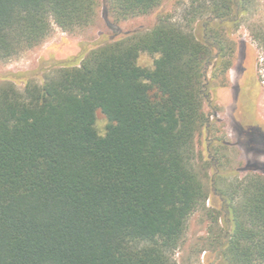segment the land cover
<instances>
[{"label":"trees","instance_id":"trees-1","mask_svg":"<svg viewBox=\"0 0 264 264\" xmlns=\"http://www.w3.org/2000/svg\"><path fill=\"white\" fill-rule=\"evenodd\" d=\"M163 1L104 0L118 19ZM250 1L188 0L179 20L160 14L149 29L82 45L41 82L0 85V264H175L209 198L194 165L204 102L230 83ZM98 5L0 0V62L40 45L52 24L90 26ZM254 37L264 51V28ZM141 53L156 56L152 67ZM226 185L222 262L264 264V175Z\"/></svg>","mask_w":264,"mask_h":264},{"label":"rangeland","instance_id":"rangeland-1","mask_svg":"<svg viewBox=\"0 0 264 264\" xmlns=\"http://www.w3.org/2000/svg\"><path fill=\"white\" fill-rule=\"evenodd\" d=\"M187 2L164 0L150 13L118 19L108 15L104 0H99L90 26L64 31L52 24L49 37L40 45L0 62V85L11 81L22 88L24 79L41 82L61 61L77 55L82 45L89 48L107 39L149 29L160 14L179 20ZM263 28L264 0H251L232 34L235 53L228 72L230 83L218 88L215 100L204 102L208 123L195 135L194 165L209 198L204 210L188 218L175 264H223L215 240L226 238L228 229L223 218L228 206L217 187L225 190L226 184L250 173L264 175V51L254 37ZM199 31L201 26L197 25L196 32ZM155 57L141 53L138 64L152 67ZM247 85L253 86L250 94L244 92ZM106 124V116L98 110L95 125L99 134L104 135Z\"/></svg>","mask_w":264,"mask_h":264},{"label":"flooded vegetation","instance_id":"flooded-vegetation-1","mask_svg":"<svg viewBox=\"0 0 264 264\" xmlns=\"http://www.w3.org/2000/svg\"><path fill=\"white\" fill-rule=\"evenodd\" d=\"M253 82H254V81H253ZM253 85H255V83H254ZM251 91H253V86H252V85H251V86L247 85V89H246L244 92L250 94ZM247 95H248V94H247Z\"/></svg>","mask_w":264,"mask_h":264}]
</instances>
